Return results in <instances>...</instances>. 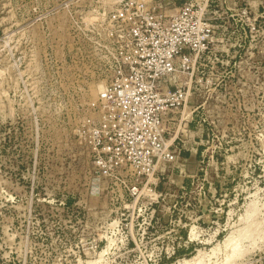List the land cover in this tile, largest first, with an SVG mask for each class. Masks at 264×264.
Here are the masks:
<instances>
[{"label":"rangeland","instance_id":"1","mask_svg":"<svg viewBox=\"0 0 264 264\" xmlns=\"http://www.w3.org/2000/svg\"><path fill=\"white\" fill-rule=\"evenodd\" d=\"M116 1L0 0V264H264V0H223L176 160L134 197L74 133L85 25Z\"/></svg>","mask_w":264,"mask_h":264},{"label":"built area","instance_id":"2","mask_svg":"<svg viewBox=\"0 0 264 264\" xmlns=\"http://www.w3.org/2000/svg\"><path fill=\"white\" fill-rule=\"evenodd\" d=\"M177 1L117 0L86 22L83 65L96 92L74 133L109 193L139 195L162 174L160 164L176 160L195 69L211 51L217 23L234 16L227 1Z\"/></svg>","mask_w":264,"mask_h":264},{"label":"bare ground","instance_id":"3","mask_svg":"<svg viewBox=\"0 0 264 264\" xmlns=\"http://www.w3.org/2000/svg\"><path fill=\"white\" fill-rule=\"evenodd\" d=\"M226 243H227V240H226Z\"/></svg>","mask_w":264,"mask_h":264}]
</instances>
